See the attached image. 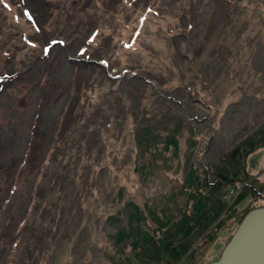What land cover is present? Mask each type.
<instances>
[{"label":"rangeland","instance_id":"obj_1","mask_svg":"<svg viewBox=\"0 0 264 264\" xmlns=\"http://www.w3.org/2000/svg\"><path fill=\"white\" fill-rule=\"evenodd\" d=\"M251 144L242 182L179 258L192 197ZM263 144L264 0H0V211L14 183L18 212L0 218V253L16 223L52 212L42 245L12 246L4 264L215 261L264 206ZM41 179L59 191L21 218Z\"/></svg>","mask_w":264,"mask_h":264},{"label":"trees","instance_id":"obj_2","mask_svg":"<svg viewBox=\"0 0 264 264\" xmlns=\"http://www.w3.org/2000/svg\"><path fill=\"white\" fill-rule=\"evenodd\" d=\"M73 122L74 121L71 120L69 123H66V125L70 126ZM252 139L253 137L249 138V141L253 142ZM252 142H249V143H252ZM262 146H264V144ZM255 149H257V147L254 144H251L248 149H244V150L241 149V145H240L235 150H233L231 153L226 155L225 156L226 160L223 163L224 168L221 171L217 172V175H216L217 182L213 183L212 185H208V186H211L209 187L210 190L208 192L198 191V195H197L198 197H195V196L192 197L193 199H197L198 202L201 203L202 209L200 208L197 212V215L195 217L196 221L194 222V226H195L194 228L190 226L191 218H187L186 215L184 216V219L178 224L179 230L176 231V234H178L177 236L180 238L181 243L179 244L178 247L175 248L174 253L177 256L179 255L178 256L179 258L185 255L191 249V240L189 238L190 233L194 231V234L197 237L199 235H202L203 232L206 231V229L209 227V225L218 218L219 213L225 208V202L223 201L225 194L221 192L222 188L225 186H229V185L232 186L237 182H242L241 175L245 172L244 165H243L244 160L247 157V155H249ZM38 162L39 161H37V157H35L29 162V165L30 166L33 165L32 167L33 169L34 165H36ZM27 164L28 162L26 163V165ZM32 169H31V172L28 174V176L37 177L38 174H35L34 176L32 175L33 174ZM43 175L44 177L47 176V174H43ZM25 185H26V189H25V193H23L24 194L23 201L29 199L30 201L29 203H31L32 200L35 199L39 202L37 203V205H35V207H33V211L32 209H29V206H30L29 205L27 211H25L20 216L21 218H23L25 215H29V214L33 215L34 212L36 214L37 211H40L39 208L41 207L43 200L46 199L47 201L49 199V198H46V194H49V193L55 194L56 192L59 191V190L56 191L55 187H51V188L48 187L49 188L48 189L46 186L47 183H45L43 180L38 184H36L35 181H30L26 183ZM16 189L17 188H15V184L11 183V185H9V188L7 190V196L3 198L1 201V205H3V207L11 209L8 212V214L5 215L6 217H4V219L1 216L2 211H0V218L2 219L1 228L4 226L7 220H8L7 225H10L11 222L15 220L16 216L13 215L12 213L13 208L10 202L16 196V192H15ZM10 194H13L15 196H13V198H10L9 197ZM241 200H242V197L237 199L234 203L238 205ZM206 204H207V207H206ZM208 204H212V206L208 208ZM47 205L49 204L46 203V206L43 208L44 210L41 215L38 214L37 217L36 216L32 217V219L29 220L28 223L25 224V221H19L18 223H16L15 234H14L13 240L11 241V243H9L10 245H9L8 250L7 251L5 250L4 254L0 253V257H1L0 262L2 264L6 263L9 260L8 253L11 252L12 246L16 248L18 247V244L25 243L26 247H30V248L33 247V248L38 249V246L42 245L44 241V236L47 235V232H46L47 224L45 222L46 221L45 219H47V217L50 216L52 213L51 212L50 215L48 213V216L47 215L45 216L46 212H48V207H49V206L47 207ZM13 212L18 213L16 210H14ZM27 225L29 226L27 229H25L24 234L22 235L23 237H21L20 233L23 231V229ZM3 236L1 235V232H0V248L6 247V244L8 243V240H7L8 238L4 234Z\"/></svg>","mask_w":264,"mask_h":264},{"label":"water","instance_id":"obj_3","mask_svg":"<svg viewBox=\"0 0 264 264\" xmlns=\"http://www.w3.org/2000/svg\"><path fill=\"white\" fill-rule=\"evenodd\" d=\"M207 264H264V206L247 212L219 258Z\"/></svg>","mask_w":264,"mask_h":264}]
</instances>
